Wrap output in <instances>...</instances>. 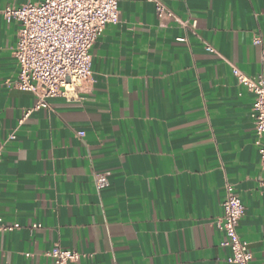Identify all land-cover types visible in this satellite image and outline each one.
<instances>
[{
  "label": "crops",
  "instance_id": "obj_1",
  "mask_svg": "<svg viewBox=\"0 0 264 264\" xmlns=\"http://www.w3.org/2000/svg\"><path fill=\"white\" fill-rule=\"evenodd\" d=\"M40 1L0 0V11ZM163 1L196 26L120 0L80 98L29 114L36 97L14 86L20 23L0 12V217L21 226L1 234L0 264H54L55 244L84 254L68 264H233L217 226L227 183L264 264L254 95L231 67L264 76V0ZM96 172L109 173L100 191Z\"/></svg>",
  "mask_w": 264,
  "mask_h": 264
},
{
  "label": "built area",
  "instance_id": "obj_2",
  "mask_svg": "<svg viewBox=\"0 0 264 264\" xmlns=\"http://www.w3.org/2000/svg\"><path fill=\"white\" fill-rule=\"evenodd\" d=\"M155 4L156 14L163 24L176 20L189 28V21L181 20L163 0H149ZM120 0H42L22 5L11 4L0 11L9 20L20 23L19 39L14 55L19 66L14 86L31 92L36 97L35 105L27 112L50 107V99L80 98L92 75L91 49L108 24L120 20ZM185 38H178L183 41ZM260 37L255 43H261ZM206 49L216 52L210 44ZM233 74L247 91L254 95L252 117L254 119L256 145L261 156L260 187L264 192V76H250L231 63ZM81 136L84 135L80 131ZM1 158V151H0ZM96 188L100 191L110 185L108 172L94 174ZM223 213L217 221L224 233L220 245L231 250L227 258L233 264H254V255L249 243L242 239L238 228L245 213V205L233 184L225 186ZM19 223L9 225L0 217V236L5 231L19 229ZM42 227L34 223L33 228ZM46 255L54 264L78 261L83 253L65 249L55 244Z\"/></svg>",
  "mask_w": 264,
  "mask_h": 264
}]
</instances>
